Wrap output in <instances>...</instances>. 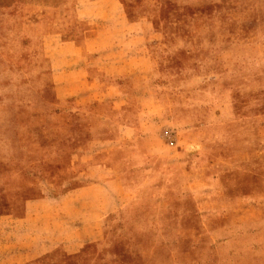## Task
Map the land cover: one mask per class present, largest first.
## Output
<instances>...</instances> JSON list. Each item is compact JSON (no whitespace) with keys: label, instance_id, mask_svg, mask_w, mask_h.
Returning a JSON list of instances; mask_svg holds the SVG:
<instances>
[{"label":"rangeland","instance_id":"374dc122","mask_svg":"<svg viewBox=\"0 0 264 264\" xmlns=\"http://www.w3.org/2000/svg\"><path fill=\"white\" fill-rule=\"evenodd\" d=\"M0 264H264V0H0Z\"/></svg>","mask_w":264,"mask_h":264},{"label":"crops","instance_id":"0c3cea01","mask_svg":"<svg viewBox=\"0 0 264 264\" xmlns=\"http://www.w3.org/2000/svg\"><path fill=\"white\" fill-rule=\"evenodd\" d=\"M111 8L113 10L112 12H114L116 10V7L113 5V3L111 5ZM116 13L117 12H115V15L113 16V18L119 24H122L124 27L131 29L129 31V33L132 32V33H130V34H132L131 37H135L137 39L138 38H145V36H146L145 30L147 29V22H149L148 21L149 19L147 17L142 16L136 20H129L127 17H123L120 14L116 15ZM130 52H134V51L131 50ZM135 52H136V54H134V55L136 56V59H134V61L136 62V60H137L136 64L130 58V56H132V54H130L129 52H125L123 49H120L119 54L115 53L116 59L111 61V63H113V64L105 61V63H106L105 69L112 67V70H114V71H112L113 73H111V74H114V72H117V73L119 72L122 74L123 72L132 71L133 67L137 65V66H139L138 69L142 68V70L148 71V72L153 71V58H152V55L149 52V50L146 51L145 49H138ZM64 80L68 81L70 83L69 80H66L65 78H64ZM61 87H62V85H59V86H57V89L58 88L60 89ZM76 192H78V191H76ZM78 193H79L78 195L83 194V189L82 190L80 189ZM89 211L92 212L91 209H89ZM16 226H17V224H16ZM16 226H15V228H17ZM9 244H10V246L23 245V244H15V242H13L11 240H10ZM56 245H57V242L55 244H51L50 246L46 245V248L42 252L35 253L33 255H32V251L30 252V250H29V248L31 246L28 245V247L25 246L23 251L19 252V255L18 254L15 255V257L19 256L18 261H21V262L28 261V260H31L34 256L39 255V254L47 251L49 248L55 247Z\"/></svg>","mask_w":264,"mask_h":264}]
</instances>
